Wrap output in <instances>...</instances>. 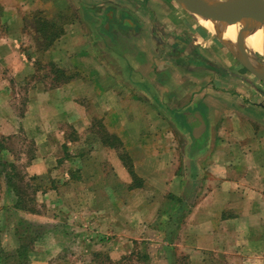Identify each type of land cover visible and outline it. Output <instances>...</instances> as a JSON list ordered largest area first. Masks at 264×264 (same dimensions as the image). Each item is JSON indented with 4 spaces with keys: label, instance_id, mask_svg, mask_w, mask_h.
<instances>
[{
    "label": "crops",
    "instance_id": "1",
    "mask_svg": "<svg viewBox=\"0 0 264 264\" xmlns=\"http://www.w3.org/2000/svg\"><path fill=\"white\" fill-rule=\"evenodd\" d=\"M37 10L55 29L30 51ZM234 47L180 0H0V151L27 131L43 178L26 205L0 177V264H264V60ZM38 61L75 75L19 110Z\"/></svg>",
    "mask_w": 264,
    "mask_h": 264
},
{
    "label": "rangeland",
    "instance_id": "2",
    "mask_svg": "<svg viewBox=\"0 0 264 264\" xmlns=\"http://www.w3.org/2000/svg\"><path fill=\"white\" fill-rule=\"evenodd\" d=\"M39 12L34 11L32 13H30L29 17H27L26 21L27 22H33V28H30L32 30V32L30 30H28V36H26L27 38V43L31 44V49L30 51H32V48H35V50H37V48H43V42H41V40L44 39V34L48 33V32H52L54 29H51L52 27H47L46 28V24L47 21L45 19H42L41 17H39ZM75 13H72L70 16L67 15H63L62 17L59 18L58 21H56L55 23H60V22H67L68 20H71L73 18H75ZM41 16V15H40ZM196 22L198 23V20L195 18ZM35 29V30H33ZM51 29V30H50ZM57 29V28H56ZM209 33L212 36H216L215 34H213L211 31H209ZM34 56V55H33ZM259 56L262 57V60H264V52L259 53ZM36 57V56H35ZM53 63V62H52ZM50 63L49 61H38L36 67V72L31 75V77L27 78V80L23 81V82H19V94L16 96L17 101L15 102L18 106H20L19 110H23V108L25 107V98H26V92H27V88L29 87V85H33L36 84L37 82H43V81H47V84L49 83H53L55 84L53 81L51 82V79L47 78V76L49 74L51 75H56L55 73V69H57L55 66H53V64ZM90 67L93 66L89 65ZM55 68V69H54ZM93 68L96 70V68L93 66ZM66 75L68 76H74L75 72H70V73H66ZM65 77V76H64ZM97 79V78H94ZM97 83H99L97 81ZM97 86V85H96ZM18 92V90H17ZM18 110V109H16ZM129 110V109H128ZM119 117V116H118ZM97 124V125H96ZM95 130L98 131V133H105V131L107 130L105 125L103 124L102 120H97V122L95 123ZM71 131V130H69ZM71 133V132H70ZM102 133V134H103ZM15 142H13L11 145H13L14 147L17 146L18 152L20 154H18V156L15 157V161L12 163V159L7 157V151H0V177L3 181L7 182L8 180V184L11 187V181H13V184H16L17 186L20 187V192L23 194L24 199L27 200L26 205L30 204L31 201H29V198L32 199L33 198V193L35 188L37 189V184L35 183H41V181L43 180V178H41V175H35L37 178V181L34 182L33 181V176L31 173L28 172V165H29V161H30V154H28L29 152L31 153L32 149L35 147L34 146V139L29 137L27 134V131H20L17 134L16 139L14 140ZM7 142V141H5ZM7 145V144H5ZM10 145V142L9 144ZM11 147V146H10ZM17 152V153H18ZM7 157V158H6ZM50 177V174H49ZM39 180V181H38ZM32 183V184H31ZM34 183V184H33ZM33 185H36V187L34 188ZM23 203L25 204V201H23ZM71 205V204H70ZM67 207V204L63 205V208ZM51 211L53 213H65V211H60L57 208H52ZM72 214V213H71ZM68 214L69 216L76 217L79 219L80 216H77V210L74 214ZM68 216V222H70V226L69 227H73V225L77 226L79 230L81 231H85L86 226H80L81 222H77L74 224V222H71V219ZM37 224V223H36ZM48 226V225H47ZM46 227V225L44 226V228ZM42 227L37 228V230L42 229ZM43 228V229H44ZM87 229V228H86ZM86 232V231H85ZM84 239L82 240V237H74L73 240H71L73 243H76L74 246L72 247V250L75 252H73L72 256L75 254H78L76 256V258H80V259H84L86 260V258L88 257L87 255H90L92 257L91 252H87L88 254L86 255V253L83 254V250L86 247L85 245L88 243L90 244H94L97 243L99 239V235H95L92 236L91 234L86 233L85 236H83ZM106 238V237H105ZM70 241V240H69ZM134 254V253H133ZM132 254V258L128 259L130 264H133L134 262V257ZM70 255V254H69ZM135 257H137V253H135L134 255ZM75 258V259H76ZM104 259V256L101 258ZM68 260V258H67ZM83 260V261H84ZM72 260H70L71 262Z\"/></svg>",
    "mask_w": 264,
    "mask_h": 264
},
{
    "label": "bare ground",
    "instance_id": "3",
    "mask_svg": "<svg viewBox=\"0 0 264 264\" xmlns=\"http://www.w3.org/2000/svg\"><path fill=\"white\" fill-rule=\"evenodd\" d=\"M210 12V16L212 17L228 15L230 18L233 17L240 23H245L246 21H250L253 17V5L250 0H231L229 2L212 0L210 4ZM198 22L211 28V30L216 29L220 32L224 39L228 40L229 44H235L234 48L238 51V54L246 49L251 60H254L257 52H264L263 29L247 31L243 34L241 39L238 40L236 39V33L240 28V23H221L205 18H199Z\"/></svg>",
    "mask_w": 264,
    "mask_h": 264
},
{
    "label": "water",
    "instance_id": "4",
    "mask_svg": "<svg viewBox=\"0 0 264 264\" xmlns=\"http://www.w3.org/2000/svg\"><path fill=\"white\" fill-rule=\"evenodd\" d=\"M185 4V6L195 14V18H205V19H212L214 21H218L221 23H229V24H235L240 23L233 17H229L228 15L225 16H210V4L212 0H180ZM224 2H229L231 0H222ZM253 5V17L250 21H246L245 23H240V28L237 30L236 33V39L240 40L243 34L250 30H259L263 29L264 33V0H250ZM196 18V19H197ZM205 26V25H203ZM209 31H211L213 34H215L218 38H220L222 41L227 42L228 40L224 39L223 35L218 32L216 29L211 30V28L205 26ZM243 55H247L246 49L242 52ZM245 65L254 71L257 75H259L262 79H264V69L262 72H259V70L255 69V67L252 65V63L248 61H244Z\"/></svg>",
    "mask_w": 264,
    "mask_h": 264
},
{
    "label": "trees",
    "instance_id": "5",
    "mask_svg": "<svg viewBox=\"0 0 264 264\" xmlns=\"http://www.w3.org/2000/svg\"><path fill=\"white\" fill-rule=\"evenodd\" d=\"M38 18H40V17H38ZM48 27V24H46V28ZM51 29H54V27L52 26V28ZM50 29V30H51ZM53 32V31H52ZM55 33H53V35H54ZM56 35V34H55ZM48 37V39H50V38H52V37H50V36H47ZM55 37V36H54ZM51 40H53V38L51 39ZM51 44V42L50 43H48L46 46H49ZM53 64V66H55L56 67V65L54 64V63H52ZM57 68V67H56ZM55 69V68H54ZM56 71H57V78H63V79H65V80H68V79H70L71 78V76H67V75H65V73L64 72H62L60 69H56ZM67 76V77H62V76ZM23 254H25V249L24 250H22V252H21V255H23Z\"/></svg>",
    "mask_w": 264,
    "mask_h": 264
}]
</instances>
